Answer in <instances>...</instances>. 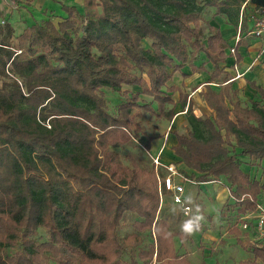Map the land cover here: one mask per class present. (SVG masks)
<instances>
[{"label": "trees", "instance_id": "obj_1", "mask_svg": "<svg viewBox=\"0 0 264 264\" xmlns=\"http://www.w3.org/2000/svg\"><path fill=\"white\" fill-rule=\"evenodd\" d=\"M198 2L214 9L211 20L222 17L240 31L264 7V0H83L82 12L61 4L65 15L57 23L45 19L26 26L15 37L16 48L4 26L0 264H48L43 247L56 264H115L125 247L117 234L125 212L137 215L133 227L140 231L153 224L158 264H190L174 250L177 233L159 217L164 198L153 169L134 160L122 165L111 147L138 139L139 127L129 129L135 107L155 113L172 102L163 87L173 71L186 63L201 71L209 62V82L224 81L226 58L240 62L239 40L227 53L219 28L209 22L203 36ZM199 57L204 60L195 66ZM204 88L211 114L198 118L183 100L188 127L176 136L172 152L191 170L190 178L223 180L236 211H252L264 181L241 168V157L264 160V89L257 87L258 98L243 106L235 91ZM106 90L120 96L113 112ZM141 93L152 100L142 101ZM172 114H165L168 120ZM151 140L146 137L140 149L146 151ZM38 228L45 233L41 243L34 238ZM150 247L149 253L131 254L129 264L150 263ZM251 251L264 260V247Z\"/></svg>", "mask_w": 264, "mask_h": 264}, {"label": "rangeland", "instance_id": "obj_2", "mask_svg": "<svg viewBox=\"0 0 264 264\" xmlns=\"http://www.w3.org/2000/svg\"><path fill=\"white\" fill-rule=\"evenodd\" d=\"M62 1L66 2L64 3L65 5L68 4L75 6L80 12L83 10L82 6L79 4L80 0ZM50 5L51 2L46 1L45 6H48L47 10L49 11L47 17L55 24L59 21L61 15H65V12L63 9H61V5ZM197 5L200 7L201 32L204 36L208 32L206 24L208 22L211 23V17L214 9L203 5L202 2H198ZM41 15L42 14L36 10L33 23L40 22L39 19H43ZM11 43V46L16 48V42L12 40ZM142 45L144 47H149L150 41L144 40ZM189 50L190 48H188V51ZM228 52L229 51L227 50V53ZM201 60L203 61L204 59ZM186 65L191 68L190 63H186ZM176 74H180V70L173 71L170 78L165 82V86L163 87V91L166 90V93L170 95L172 102L165 103L164 105L160 104L161 112L158 109L156 110V103L151 102V107L156 110L155 113L146 111L141 107H135L131 112L129 129L132 131L135 127H139L140 131L138 132V139L132 144L111 147L122 165L128 166L130 160H134L139 164L140 167L144 169L149 170L152 168L156 179L157 188L159 185V179H161V177L166 174V171L163 168H155L152 160V157L155 155L150 153L152 148L149 146V148L146 150L147 152L142 151L139 144L141 146H145L146 137H150L152 140L160 137L163 139V142L161 143V150H163V147L166 145L165 140L167 139L166 137L169 132L172 134L171 136L174 137L175 143L177 135L186 133V129L188 127L186 120L184 121V124L182 126L180 125V127L176 130L171 129L168 131L167 129L169 128V120L165 114H172L176 107V102L173 100V96L176 97L177 94L176 86L173 85V83H175L173 78L176 76ZM169 88L175 89L172 92H169L170 90H167ZM125 89H127L129 92L141 91L140 87L138 86H131L129 88L122 86V90ZM184 95H186L185 97L187 100V94ZM105 96L108 108L111 112H113L118 100H120V96L118 93L109 92L108 90L105 91ZM140 97L144 102H149L152 100L150 96L142 93ZM182 100L184 99L180 97L177 102L180 103ZM184 110H182V112H184ZM241 159V166L244 164L243 169L251 178L259 180L260 182L264 181V160L253 161L249 160L248 158ZM179 163L181 162L178 161L174 162L173 164L175 165L178 173V175L175 176V183L183 185V192L181 194L182 203H174L171 201L172 193L162 190V197L164 199L159 211V217L168 223L169 230L171 232L177 234L181 232L180 225L182 222L188 219L189 216L195 214L197 206H199L200 214L204 216V220L201 223V228L192 235L185 236L181 232L182 236H184L183 239H179L177 234L172 237L173 247L177 255H185L187 261L190 264H264V260L258 258L255 259L253 257L251 251L252 248L264 247V245L255 241L253 232L252 235H250L249 232L247 233L243 231V235L232 232L231 224L234 221L233 211L235 206L233 204L234 200L231 195H229L228 187L224 181H213L211 183V180H209L210 182H199L194 177L190 178V172L188 170L181 169ZM195 175L198 174L196 173ZM189 195L193 196L192 203H188L186 200V197ZM257 197L259 202L264 203V191H261ZM185 206L189 207L187 212H184L183 210ZM173 209H175V211H173ZM138 219L139 218L135 213L125 212L123 214L117 234L121 240V243L125 244V247L123 248L121 257L117 262H115V264H129L131 254L136 256L140 250L150 252L151 245L152 260L150 263L147 262L145 264H158V261H155L157 240L154 235L153 224L150 226L149 230L145 229L144 231H140L139 229L133 227V222ZM34 238L39 243L45 241L46 238L44 230L38 228L34 234ZM238 240L241 243H238ZM42 251L44 258L49 260L48 264H56L52 261V256L50 255V252L47 250V248L43 247ZM138 264L144 263L138 260Z\"/></svg>", "mask_w": 264, "mask_h": 264}, {"label": "crops", "instance_id": "obj_3", "mask_svg": "<svg viewBox=\"0 0 264 264\" xmlns=\"http://www.w3.org/2000/svg\"><path fill=\"white\" fill-rule=\"evenodd\" d=\"M46 1L51 2L52 6L54 4L61 5L66 3L62 0H0V40L7 38H4V36L7 35L5 34L4 29L8 26L12 32L7 40L15 41V37L20 34L26 26L33 23L36 10L42 14L41 17H43V19H39L40 21L49 19L47 17L49 14V11L47 10L48 6H45ZM82 3L83 0H80L79 4L81 6ZM211 24L219 28L222 37L229 47L227 49L228 51L230 47H233L239 40L237 52L241 56V60L237 63V67L238 71L243 74L238 78H234L235 72L232 68V56H228L221 64V66L224 68V73H226L228 76L224 81L218 80L209 82L208 72L212 68L209 62L204 63L205 70L201 71H192L188 65H184L180 69L181 75L176 74V76L173 78V81L175 82L173 85H175L177 88L176 97L173 96V100L176 102V107L173 111L171 120L168 121V131L171 129L176 130L180 127V125L182 126L186 120L185 114L182 112V110L185 109V105L183 106L182 104L183 100L180 103L177 102L180 97L183 98L184 101L186 100V95L184 94H187L186 102L191 103L190 105L193 114L198 118H205L211 114V109L206 104L202 95L206 85L216 91L220 90V88H228L229 91H235V99H238L243 106L249 105L251 100L258 98V93L256 92L257 87L264 89V52H262L261 49L262 46H264V41L256 39L248 34L252 25V21H249L246 18L244 28L241 31L239 28L235 30L234 27L225 23L222 17H215L211 20ZM201 58L202 57H199L194 61L195 66H198L202 62ZM169 133L166 137L167 139L165 140L166 145L162 151H160V148L162 147L161 143L163 142L162 138L159 137L157 139H153L150 144V147L152 148L150 153H152V155L160 153V160L163 165L180 161L179 158L172 152L171 148L175 144V139L171 136L172 134ZM241 158L245 157L242 156ZM181 163H179L181 169L188 170L191 173V170L187 169L183 163L181 165ZM243 165L241 166L242 168H244ZM212 182L213 180H211V183ZM252 211L247 210L245 212L239 213L234 207V221L231 224L233 233H240V235H243V231L247 233L249 232L250 235H252L251 231L242 229L237 223L240 217L247 215Z\"/></svg>", "mask_w": 264, "mask_h": 264}, {"label": "built area", "instance_id": "obj_4", "mask_svg": "<svg viewBox=\"0 0 264 264\" xmlns=\"http://www.w3.org/2000/svg\"><path fill=\"white\" fill-rule=\"evenodd\" d=\"M251 19L252 25L248 34L256 39L264 41V7L260 8L257 14L253 18L251 17ZM261 49L262 52H264V46H262ZM232 68L235 72L234 78H238L243 74L238 71L237 64H233ZM161 149L162 147L160 148V151ZM152 160L155 168L162 166L166 171V174L159 179L158 194L161 196L160 200L163 199L162 190H164L172 193L171 199L174 203L181 204L183 185L176 184L174 181V177L178 175L176 167L172 163L162 165L159 160V153H157ZM188 209L189 207L185 206L183 210L184 212H187ZM237 223L242 229L253 232L255 241L264 245V203L257 201L255 209L251 213L240 217Z\"/></svg>", "mask_w": 264, "mask_h": 264}, {"label": "clouds", "instance_id": "obj_5", "mask_svg": "<svg viewBox=\"0 0 264 264\" xmlns=\"http://www.w3.org/2000/svg\"><path fill=\"white\" fill-rule=\"evenodd\" d=\"M188 203L193 202V196L189 195L186 197ZM175 211V209H173ZM204 220V216L200 214L199 206L196 207L195 214L189 216L188 219L184 220L180 225L181 232L185 236H190L194 232L198 231L201 228V223Z\"/></svg>", "mask_w": 264, "mask_h": 264}]
</instances>
